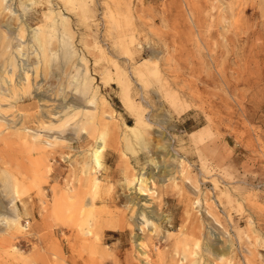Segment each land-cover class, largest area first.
Masks as SVG:
<instances>
[{"label":"rangeland","instance_id":"374dc122","mask_svg":"<svg viewBox=\"0 0 264 264\" xmlns=\"http://www.w3.org/2000/svg\"><path fill=\"white\" fill-rule=\"evenodd\" d=\"M261 5L0 0V264H223L228 237L230 264H264ZM125 94L150 127L135 123ZM125 122L150 131L148 142ZM152 156L166 162L154 180ZM140 172L154 194L128 184ZM163 198L173 205L162 211ZM130 199L155 209L156 223L174 212L175 228L136 220ZM194 214L199 240L186 248L198 253L186 256L173 235ZM148 236L159 253L146 257L137 243Z\"/></svg>","mask_w":264,"mask_h":264},{"label":"bare ground","instance_id":"6f19581e","mask_svg":"<svg viewBox=\"0 0 264 264\" xmlns=\"http://www.w3.org/2000/svg\"><path fill=\"white\" fill-rule=\"evenodd\" d=\"M218 1V0H217ZM211 2V1H210ZM261 2V1H260ZM218 4H220V1H219V3ZM130 6H131V4H130ZM262 6V5H261ZM220 7V6H219ZM262 7H264V6H262ZM133 9V8H132ZM212 9V8H211ZM224 10V9H223ZM225 11V10H224ZM229 11V10H228ZM133 16V15H132ZM56 25V24H55ZM43 31V30H42ZM38 32V31H37ZM225 33H227V32H225ZM39 39H41V38H39ZM41 41V40H40ZM39 41V42H40ZM222 43V42H221ZM41 45V44H40ZM41 47V46H40ZM225 47V46H224ZM115 66V65H114ZM122 97V96H121ZM123 104H124V106L126 105V107H128V109H133L134 108V110H135V113H134V115H135V123L136 124H143V125H145V126H147V127H150V125H148V123L145 121V119H143V115H142V112L140 111V109L139 108H137L134 104H133V101H132V99H131V97L130 96H128L127 94H125V95H123ZM136 107V108H135ZM101 115V114H100ZM103 116V115H102ZM218 119L220 120V119H222V117H218ZM125 126L128 128V130L129 131H131V132H134L135 134H136V136L138 137H140L141 136V138H142V140L143 141H146V142H148V140H149V136L151 135V132L150 131H146L147 133V135H143L142 133L141 134H137V130L136 129H133L134 127H132V126H130V125H128L126 122H125ZM205 129V128H204ZM160 131V130H159ZM161 131H162V129H161ZM162 133H164V132H162ZM166 133V132H165ZM164 133V134H165ZM160 134H161V132H160ZM199 134V133H198ZM157 135V134H156ZM21 136L24 138V139H26L27 140V135L25 134V133H21ZM148 136V137H147ZM103 137V136H102ZM167 137V136H166ZM165 137V138H166ZM39 138V137H38ZM40 139V138H39ZM94 139V138H93ZM100 139H103V138H100ZM145 139V140H144ZM147 139V140H146ZM158 139V138H157ZM151 140V139H150ZM102 140H100V141H98V142H100V143H103V142H101ZM103 141H104V139H103ZM146 142H144V143H146ZM153 144V143H152ZM166 144V143H165ZM157 145V144H156ZM169 146V145H168ZM168 146L166 145V147H167V149H168ZM94 148V147H93ZM164 148V147H163ZM100 147H98L97 149H95L94 150V152H93V150H92V152L93 153H91V155L93 156L94 155V159H95V165H96V167H102V166H104V164L101 162V160L99 159V155H98V153L100 152ZM170 152V151H169ZM177 153V152H176ZM157 154V153H156ZM164 155H166V154H164ZM127 156V155H126ZM158 156V155H157ZM153 157L154 156H152V158H150V162L149 161H147V162H149L148 163V165H147V167L145 168V170H147L149 173H151V176H150V178H154L153 176L156 174L155 172H157L158 173V171L160 172V168L162 167L161 165V163H164V161L162 162V161H160L159 159H158V161L159 162H161V163H157V161H152L153 160ZM159 157V156H158ZM161 158V157H160ZM198 158V157H197ZM156 159V158H155ZM154 159V160H155ZM128 160V159H127ZM146 160V159H145ZM157 160V159H156ZM176 160V159H175ZM185 160V159H184ZM197 160V159H196ZM168 161H170V160H168ZM199 162H200V160H198ZM227 163H230L229 161H230V156L229 155H227ZM145 163H146V161H145ZM166 163V162H165ZM164 163V164H165ZM163 164V165H164ZM198 164H200V163H198ZM202 164V163H201ZM131 165V164H130ZM170 165V164H169ZM169 165H168V167H169ZM174 165H176V164H174ZM180 167H181V174L182 173H184L183 171L185 170V173L187 174V171H188V166L187 165H185V163L184 162H181L180 164ZM178 165V166H179ZM190 165V164H189ZM230 165V164H229ZM127 167H128V165H126ZM192 166V165H191ZM202 166V165H201ZM132 167V166H131ZM142 167V166H141ZM203 167V166H202ZM167 167H165V165H164V170H162L163 172H164V174L162 175V173H159L160 174V176L162 175V176H164V175H166L167 174V172H168V169H166ZM174 168H175V166H174ZM73 169V168H72ZM88 169V168H87ZM162 169H163V167H162ZM176 169V168H175ZM179 169V168H178ZM103 170H105V169H103ZM156 170V171H155ZM170 172V171H169ZM168 172V173H169ZM141 174L140 175H137V176H132L131 177V179H129V183L128 184H130V183H132L133 181H135L136 180V183H138V186L136 187V189L138 190V194L137 195H147V194H149L150 192H151V194H154V191H151V188H150V186H149V181H151L150 180V178H149V174H147L148 176H146L145 175V173L144 172H140ZM172 173V172H171ZM201 173V172H200ZM94 174V173H93ZM159 174H157L156 175V178H159L160 176H159ZM186 174H184V175H186ZM173 175V174H172ZM183 175V176H184ZM203 175V174H202ZM205 175V174H204ZM105 178H107L108 179V177H110V178H112V175L107 171V172H105V174L103 175ZM161 178V177H160ZM163 178H165V176L163 177ZM186 178V177H185ZM100 179H102L101 177H98V176H96V175H93V176H91V178H90V182H91V186L94 188V189H97V191L96 192H98V189H99V187H100ZM162 179V178H161ZM170 179V178H169ZM189 180V177H187L186 178V180ZM154 180V179H153ZM160 180V179H159ZM163 180V179H162ZM185 182V181H184ZM186 183H188V182H186ZM102 185V184H101ZM182 186H187V184L185 185V183L184 184H182V182L180 183V187H182ZM177 187V186H176ZM176 187H174V188H176ZM130 188V187H129ZM155 188V187H154ZM135 189V188H134ZM179 190H180V188H178ZM153 190V189H152ZM129 193V192H128ZM125 194V193H124ZM122 195V194H121ZM125 195H127V194H125ZM158 195V194H157ZM156 195V196H157ZM226 195V194H225ZM126 197H128V196H126ZM130 197V196H129ZM92 198V197H91ZM109 199V198H108ZM133 199V198H132ZM132 199H130V201L128 202V204H130V208L132 209V212H134L135 211V214H137V216H136V220H140L142 223H144V224H149L150 222V224L152 225L153 224V228H154V230H159V228H161V227H166V228H175V225H176V221H177V219H176V216H175V213L174 212H168V218L169 219H167L166 218V221H163L162 220V218L159 220V218H158V220H159V223L157 222H155L154 220L156 219L155 218V216L157 215V212H156V210L155 209H151V210H145V209H142V210H140L139 209V205H138V203L137 202H135V201H133ZM62 200V199H61ZM99 200H101V201H104V202H106L107 200H106V197H102V196H100L99 197ZM92 201H94V200H92ZM128 201V200H127ZM64 202V201H63ZM92 205V204H91ZM135 205H137L136 206V208H135ZM141 205V204H140ZM158 205H160V209L163 211L164 209H169V208H171V206L173 205V200H171V199H169V198H163L161 201H159L158 202ZM93 206V205H92ZM145 206H147V205H145ZM151 206V205H150ZM59 207V206H58ZM211 207V206H210ZM213 207V206H212ZM129 210V209H128ZM160 210V211H161ZM60 212H62V208H59V216H62V213H60ZM109 212H112V211H109ZM129 213V212H128ZM163 214V213H162ZM162 214H159V215H162ZM228 215H229V211H228ZM133 216V215H132ZM111 217V216H110ZM130 217V216H129ZM113 218V217H112ZM117 218V217H116ZM115 219V218H114ZM163 219H164V217H163ZM199 219H200V216H198L197 214H194V217H193V221H192V225H189V226H179V227H177V233H175L174 235H173V244H174V246L175 247H180V248H182V250L184 251V252H186V256H188V255H194V254H197L198 252L196 251V253L193 251V250H189L188 251V249L186 248V246L189 244V241H194V244L196 245L197 243H198V240H199V230H200V224H199ZM101 220V219H100ZM95 221H96V219H95ZM94 221V222H95ZM98 221V220H97ZM106 221V220H105ZM112 221H113V219H112ZM111 221V222H112ZM98 222H100V221H98ZM103 224H101V223H99V225H100V229H99V226L97 227V229H99L100 230V234H101V232L103 233V231L105 230L104 228H106L108 225L107 224H104V219H103ZM107 222V221H106ZM108 222H109V220H108ZM107 222V223H108ZM110 222V223H111ZM154 222V223H153ZM97 223V222H96ZM109 224V223H108ZM179 225V224H178ZM96 226V225H95ZM104 226H106V227H104ZM211 226V225H210ZM94 227V226H93ZM23 228V227H22ZM145 228V227H144ZM124 229V228H123ZM94 230H96L95 228H94ZM98 230V231H99ZM18 231V230H17ZM16 231V232H17ZM97 231V230H96ZM126 231V230H125ZM95 232V231H94ZM141 232V231H140ZM212 232V231H211ZM96 233V232H95ZM116 233V232H115ZM123 234H125L123 231H120V232H118V235H123ZM126 235V234H125ZM121 237V236H120ZM140 239V238H139ZM147 239H148V241H149V243H148V241H140V242H138L137 243V245H138V248L137 249H141V247L144 249V251H143V253H144V255L147 257L148 256V253H150V250L151 249H153V247H154V249H155V251H156V253L158 254L159 253V248H158V245L156 244V243H154V239H153V237L152 236H148L147 237ZM207 239H209V238H207ZM215 239V238H214ZM158 240V243H162V241H161V239L159 238V239H157ZM227 241H228V245H227V248L225 249V251H226V257H224L223 258V264H230V260H231V257H230V238L228 237V239H227ZM209 242V241H208ZM71 244V243H70ZM122 244V243H121ZM152 245V247H150V245ZM140 246V247H139ZM224 247V246H223ZM225 247H226V245H225ZM11 248H13V247H11ZM146 249L148 250V253H147V251H146ZM196 250V249H195ZM201 250V249H200ZM222 250V249H221ZM136 251V250H135ZM146 251V252H145ZM207 252H208V255L210 256V258H214V256H216L217 255V252L215 251V250H213V251H210V250H207ZM223 253V252H222ZM222 253H220V255L222 254ZM150 255V254H149ZM173 256V255H172ZM221 256H223V255H221ZM191 257V256H190ZM15 260V259H14ZM193 261V260H192ZM211 261V260H210ZM212 262V261H211ZM199 262L197 261V264H198ZM210 264V263H209Z\"/></svg>","mask_w":264,"mask_h":264}]
</instances>
